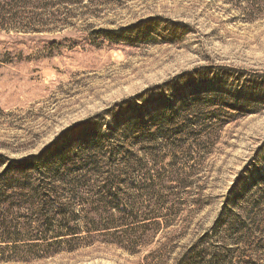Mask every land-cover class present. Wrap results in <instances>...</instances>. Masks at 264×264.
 Returning <instances> with one entry per match:
<instances>
[{"label":"rangeland","instance_id":"374dc122","mask_svg":"<svg viewBox=\"0 0 264 264\" xmlns=\"http://www.w3.org/2000/svg\"><path fill=\"white\" fill-rule=\"evenodd\" d=\"M0 154H44L17 223L65 207L81 230L54 240L46 220L0 244V264H175L222 213L216 232L244 235L234 264H257L264 0H0ZM76 183L105 202L76 206ZM113 200L145 228L94 232L87 211L107 220Z\"/></svg>","mask_w":264,"mask_h":264},{"label":"trees","instance_id":"16d2710c","mask_svg":"<svg viewBox=\"0 0 264 264\" xmlns=\"http://www.w3.org/2000/svg\"><path fill=\"white\" fill-rule=\"evenodd\" d=\"M44 154L36 156H28L22 159H10L7 156L0 154V170L4 169L0 173V244L7 245L10 241H17L20 239L22 232L26 233L27 231L36 230L40 232V228L44 229L46 220L48 225L46 226L43 233H51L54 229L62 231L63 234H55L53 237L54 240L61 238L77 237L81 230L76 227L70 226V222H75L77 219L75 217L69 218L66 213V208H53L48 206L45 208L47 214L50 213V217L46 214L41 213L33 214L34 221L30 222L29 226L27 223L23 226L21 223H17L19 220L18 215L13 211V207H17L14 204H20L22 207H28L31 209L36 203V196L39 194V190L33 188L31 184V170L35 163L39 162L42 159ZM82 170V169H81ZM67 171L72 175L77 170L70 167L67 168ZM88 174H93L91 170H87ZM18 187V188H16ZM85 187H87L85 189ZM92 186L83 183L71 184V201L76 206H81L86 211L87 205L89 203L97 204L104 203V199H97V196L92 197L91 199L85 200L82 196V193H86ZM85 189V190H84ZM11 191H14L13 193ZM264 191V189H263ZM13 202L12 204L10 203ZM88 201V202H87ZM115 206L114 209H117L118 214H110L106 220V216L102 214H94L95 211L91 208L87 211L89 214L86 216V219L89 215H95V220H92L94 225V232H107L109 236L113 234L114 236L128 233L134 230H143L146 224L143 221L134 222L136 215L133 212H128L121 210L119 206H116V201L113 200L111 204H108L106 208ZM8 210L6 211V209ZM121 210V211H120ZM53 211H56L53 215ZM33 220V219H32ZM106 221V226L101 228V223ZM137 221V220H136ZM29 222V221H28ZM57 222V226H53ZM36 223V224H35ZM138 223V228L131 227L132 224ZM226 223V213H222L216 222L215 229L210 233L205 234L193 243L186 253L182 254L179 259L176 260L175 264H234L236 259V254L239 252L240 244L244 238L243 231L239 228H230L226 230L222 235L216 232L219 225ZM35 226V228H32ZM85 224V222H84ZM89 225V222L86 223ZM134 229V230H133ZM147 234H143L140 239L146 238ZM243 235V238H239ZM257 250L250 249L248 252L243 253L244 257H254L257 253V264H264V227H260L257 230ZM215 239H218V242H213ZM130 239L123 240L122 242H115L118 246H122L123 243L133 245L136 247L139 243H145L143 240H135L133 242L129 241ZM229 242H233L235 247L229 246ZM2 250V249H1ZM248 255V256H247ZM256 264V263H248Z\"/></svg>","mask_w":264,"mask_h":264}]
</instances>
